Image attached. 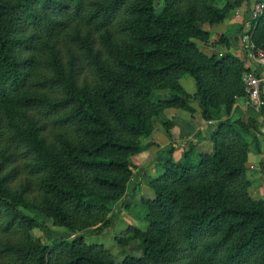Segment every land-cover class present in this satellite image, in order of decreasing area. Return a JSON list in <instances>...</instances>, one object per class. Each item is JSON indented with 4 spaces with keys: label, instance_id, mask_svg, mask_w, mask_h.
<instances>
[{
    "label": "trees",
    "instance_id": "obj_1",
    "mask_svg": "<svg viewBox=\"0 0 264 264\" xmlns=\"http://www.w3.org/2000/svg\"><path fill=\"white\" fill-rule=\"evenodd\" d=\"M0 0V264H264V199L248 193L249 125L219 119L246 96L244 66L230 50L208 54L195 39L233 51L235 32L214 33L230 3L213 0ZM264 52V10L251 31ZM189 75L201 116L214 119L184 149L151 139L153 119L174 107L194 114L180 84ZM155 90L168 94L154 96ZM259 114L264 122V95ZM156 146L161 167L143 197L149 227L129 225L118 246L138 238L139 255L116 261L87 234L111 228L131 184L133 156ZM264 163V160L261 161ZM264 173V165L262 164ZM63 227L43 243L42 226L21 209Z\"/></svg>",
    "mask_w": 264,
    "mask_h": 264
},
{
    "label": "rangeland",
    "instance_id": "obj_2",
    "mask_svg": "<svg viewBox=\"0 0 264 264\" xmlns=\"http://www.w3.org/2000/svg\"><path fill=\"white\" fill-rule=\"evenodd\" d=\"M225 2L230 3V5L233 4L232 7H230L227 15L233 13L239 23L238 30L242 29L243 22L249 7L248 0H213V3L219 7H221ZM161 7V0H156V11H160ZM216 39L217 36L213 35L207 41L198 39H195V41L200 46V48L208 54H216L217 56H220L221 54L230 50L236 57L239 58L240 61H243L244 66L250 67V62L244 61V56L241 58V55L238 53L240 52L238 48L237 50L235 49L236 51L227 49L225 46L215 44L214 41H216ZM233 39L235 41V36ZM180 84L190 94V97L187 98L189 104H192L199 109V111H197V109L194 107L196 109L194 114H190L184 110L186 113L185 116L189 117L190 119L188 120L190 126H188L189 129L184 127V129L187 131L186 137H188V139L179 142V147L185 149L187 147V143L192 140L195 141L197 136L202 137V135H209V133L212 131L211 129L214 128V119L205 120L202 118L201 109L199 108L196 99L193 97V93L195 91L193 79L189 75H184L180 79ZM168 93L169 92L167 90H155L154 96L157 97V95ZM179 116L182 117L181 115ZM218 117L219 119H226L227 117H231L234 120L240 119L249 125V134L244 135V140L246 143H248L249 149L247 153V159L244 162V173L247 180L249 181L248 193L253 199H264V173L262 171V164L264 165V163L261 162L264 160V122L262 125L253 123V121L261 119L259 111L255 109L253 102L246 95L243 97H237L235 99V103L229 111H226L224 107H220L218 110ZM167 119L172 123L171 128L174 126L173 123L179 124V120H176L173 115L161 113L153 119L155 135L159 136L163 132L165 133L161 122ZM181 133L184 134L185 132L182 130ZM176 137H178V135ZM142 142L144 144L143 149L132 158L135 167L133 169L131 184L138 183V193L133 198L127 196L123 199L125 205L120 209V213L111 228L101 234H87L85 236V241L87 243H102L114 255L116 261H120L126 255H139L140 251L138 246L140 240L138 238H133L124 246H118L114 241V237H123L129 225L136 226L139 231L142 232L146 231L149 227V222L146 220L148 210L142 202V198L152 196V192L148 187V182L159 174L161 167L155 162L154 155L156 150L154 153L149 151L151 147L152 149H156V147L154 145L148 144L146 139H143ZM210 145V141L206 147L199 146L197 143L194 148L195 154L197 155L201 151L209 150ZM21 210L29 216L36 217L41 223L42 226L33 228L32 233L33 235L38 236L43 243L50 244L51 241L55 239L69 237L65 229L63 227L54 225L51 219L44 217L38 212H31L25 208H22Z\"/></svg>",
    "mask_w": 264,
    "mask_h": 264
},
{
    "label": "built area",
    "instance_id": "obj_3",
    "mask_svg": "<svg viewBox=\"0 0 264 264\" xmlns=\"http://www.w3.org/2000/svg\"><path fill=\"white\" fill-rule=\"evenodd\" d=\"M248 5V11L242 29L237 34V48L242 52L244 61L256 63L264 67V52L251 39V31L264 10V0H248ZM242 82L246 95L253 102L255 109L259 111L262 103L261 94L264 77L262 75H256L252 71L243 72Z\"/></svg>",
    "mask_w": 264,
    "mask_h": 264
},
{
    "label": "crops",
    "instance_id": "obj_4",
    "mask_svg": "<svg viewBox=\"0 0 264 264\" xmlns=\"http://www.w3.org/2000/svg\"><path fill=\"white\" fill-rule=\"evenodd\" d=\"M238 24H239L238 20L235 18V15L232 13L230 15H227V17L222 22L213 23L211 25L204 24L203 27L205 29L211 31V32L224 33V32H235V31H237L238 30ZM236 41H237V34L235 35V41H234L235 45L237 46ZM236 50H237V48H236ZM238 53L241 55V58H242V56H243L242 52L240 51ZM249 66L256 73H258L259 75H262L264 77V67H262L256 63H252V62L249 63ZM262 93L264 95V84L262 85ZM193 107H195L197 109V111H199V109L196 106H193ZM163 114L173 115L176 118V120H179V124L173 123L174 126L171 128V134H172L173 140L179 145L180 144L179 142H182V141H185L186 139H188V137H186L187 131H186V129H184V127L189 129L188 126H190V125L188 123V120H190V119H189V117L185 116L186 115L185 111L183 109H180V108L169 107V108H166L164 110ZM179 115H181L182 117H180ZM182 130L185 132L184 134L181 133ZM177 135H178V137H176ZM156 136L157 135H155V126H154V130L152 131V134H151V139L163 147H165L169 144L170 137H168V135H166V133L163 132L159 136H157V137ZM183 136H185V137H183ZM202 138H203V140L198 142V145L206 147L207 144L209 143L208 135L207 134L202 135ZM192 141L196 142L197 137H196L195 141L194 140H192ZM155 150L156 149H152V147L149 149V151L153 152V153Z\"/></svg>",
    "mask_w": 264,
    "mask_h": 264
}]
</instances>
